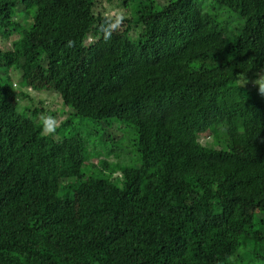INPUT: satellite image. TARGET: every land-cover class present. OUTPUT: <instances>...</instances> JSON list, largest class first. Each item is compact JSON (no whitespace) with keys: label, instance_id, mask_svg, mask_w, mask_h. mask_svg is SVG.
I'll return each mask as SVG.
<instances>
[{"label":"trees","instance_id":"16d2710c","mask_svg":"<svg viewBox=\"0 0 264 264\" xmlns=\"http://www.w3.org/2000/svg\"><path fill=\"white\" fill-rule=\"evenodd\" d=\"M209 1L0 0V264H264V0Z\"/></svg>","mask_w":264,"mask_h":264},{"label":"rangeland","instance_id":"374dc122","mask_svg":"<svg viewBox=\"0 0 264 264\" xmlns=\"http://www.w3.org/2000/svg\"><path fill=\"white\" fill-rule=\"evenodd\" d=\"M160 1H164V0H160ZM204 2H207L208 4H210V1L209 0H203V3ZM106 16H109V17H115L117 15H120V14H123V16L125 18H130L133 16L132 12L131 11H128V10H125L121 7H118V6H113L111 8H109V10L106 11ZM235 23H237L236 20H234ZM113 36L111 35V38L108 39V40H105L104 37H103V41L100 43V45H105V46H110V44L112 43L111 40H113ZM97 40L94 38V37H91L88 41V44H91V43H96ZM105 46H100L101 49H105L106 47ZM4 47V46H3ZM261 77H264V76H261ZM16 86V85H15ZM49 88V85H47ZM44 92H35L33 91L32 94L30 95L34 100L36 99V103L39 104L40 107L44 108V111H42L43 114L42 115H46L47 111H51V110H57L58 108H61V102L59 100L58 97H56L55 94L51 93V92H48L50 90H43ZM25 102L29 105V101L28 100H25ZM43 103V105H42ZM40 116V117H41ZM58 119H59V116H58ZM60 119H63V116H60ZM59 123V121H57V124ZM94 163H97V160H93Z\"/></svg>","mask_w":264,"mask_h":264},{"label":"clouds","instance_id":"9594fccd","mask_svg":"<svg viewBox=\"0 0 264 264\" xmlns=\"http://www.w3.org/2000/svg\"><path fill=\"white\" fill-rule=\"evenodd\" d=\"M109 19L111 20V18ZM124 19L125 17L123 14H120L117 15L114 20L106 24L103 29L105 40L111 38L112 32L119 28ZM254 83L259 85L260 92L264 94V77L258 78L256 81H254ZM40 124L42 126V135H53L56 132V128L58 126L56 118L52 115H42Z\"/></svg>","mask_w":264,"mask_h":264}]
</instances>
